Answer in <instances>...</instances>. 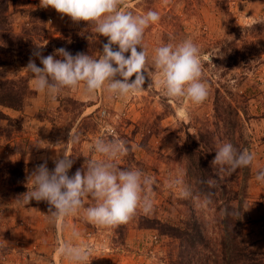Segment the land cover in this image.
<instances>
[{"label":"rangeland","instance_id":"374dc122","mask_svg":"<svg viewBox=\"0 0 264 264\" xmlns=\"http://www.w3.org/2000/svg\"><path fill=\"white\" fill-rule=\"evenodd\" d=\"M8 3L12 31L22 38V42L9 48L0 46V79L26 76L29 83L31 74L26 69L29 60L42 67L40 58L34 55L37 50L42 56L53 55L55 59H62L56 54V49L52 50L51 47L67 39L76 41L86 37L88 33L93 34L91 39L95 42L96 51L87 54L93 58L102 54L107 38L96 34L91 24L74 23L52 8H41L39 0H8ZM226 5L224 14V10L218 11L216 0H130L126 9L134 15H143L149 10L160 14L159 22L146 29L144 34L149 68H153L155 47L175 44L184 39H192L201 48L202 59L203 56H213L210 58L212 64L204 61V80L209 94L202 105L194 106L187 100L173 101L165 97L155 87L157 74L153 68L152 72L145 73V90L137 96L123 99L110 97L107 93L86 96L80 90L66 89L55 102L46 95H43L44 100L41 96L36 101L40 109L24 115L23 119L13 120L11 124L4 119L0 120V124L5 121L3 129L7 133L12 128H17L18 133L23 124L26 127L37 124V121H45L46 126L50 124L48 141L56 142L59 146L58 157L64 155L66 149L72 156L73 165L68 171L69 177L78 169H86L89 160L98 158L91 151L90 145L101 137L115 139L108 132V129H114L116 136L125 140L132 149L128 156L118 161V166L140 169L155 180L154 211L151 215L138 211L137 216L126 224L127 230L122 240L114 229L88 223L81 210L79 214L66 218L62 226V238L54 225L53 238L40 239L39 246L43 247L40 253L34 250L35 242L30 238L29 232L24 230L25 232L19 233L15 242L11 241L0 247V264H68L57 255V249L62 241L69 240L72 229L80 234L79 240L74 243H84L92 248L93 258L90 264H171L170 256L176 254L177 242L158 238L153 230L138 229V218L143 216L171 225H180L193 217L197 221L209 222V237L220 236L221 228L212 220L213 210L202 206L203 200L196 195L183 166L175 162L172 152L177 145L184 143L185 127L188 132L194 133L200 120L212 119V92L214 88L221 86H225L232 94L245 96L247 100L242 105L246 107L250 118L246 121L241 116L242 134L248 141L246 150L254 154V159L245 188L239 233L254 251L264 256V182L256 180L257 172L264 170V0H228ZM28 10H39L44 14V22L40 23L43 29L39 35L28 32L33 24L39 26L38 23L30 22L26 15ZM137 50L140 51L139 48ZM128 55L129 53L125 54L126 57ZM130 79H134V76ZM35 98L36 96L29 98L26 105H30L29 102ZM65 98L83 103V106L74 109L65 104ZM183 113H187V116ZM26 128L38 135L39 139L34 138V142L37 141L36 147H39L38 142L44 139V133H41L43 131L38 125ZM72 130L80 133V141L76 145L68 142ZM132 132L136 133L132 135ZM136 145H140V148H135ZM23 147L18 146L17 150H22ZM27 149L33 152L37 148L29 146ZM9 163L19 162L9 161L5 164L2 172L5 183L6 166ZM178 177L182 178L183 186L192 192L190 198L181 199L178 188L166 187L170 179ZM24 180L20 183L23 188ZM240 182L241 177L238 176L228 186L235 191ZM7 187L11 192L16 189L9 185ZM24 190L25 188L22 191ZM94 203L89 197L85 201V207ZM49 208L50 206L47 207L48 211ZM4 218L7 217L0 198V227ZM26 229L28 231L31 227L26 226ZM67 234L68 238H64ZM12 253L16 254V260L7 262Z\"/></svg>","mask_w":264,"mask_h":264},{"label":"clouds","instance_id":"9594fccd","mask_svg":"<svg viewBox=\"0 0 264 264\" xmlns=\"http://www.w3.org/2000/svg\"><path fill=\"white\" fill-rule=\"evenodd\" d=\"M130 0H39V7L52 8L62 17L74 23L85 22L94 27L96 34L106 37L102 54L97 58L77 53L72 55L64 48L56 54L42 56L37 50L42 67L31 59L26 67L37 92L48 96L53 102L66 89L80 90L86 96L107 93L110 97L131 98L144 92L145 73L155 70V87L169 100H187L194 106L202 105L209 90L204 80V61L212 64L211 55L203 56L201 48L192 39L178 43L161 44L154 48L153 68L148 67V55L144 46L146 29L157 24L160 14L149 10L143 15H134L126 9ZM115 46V48H114ZM140 49L138 51L137 49ZM129 53L126 57L125 54ZM214 66V65H213ZM150 69H152L150 71ZM134 76V79H130ZM187 116V113H183ZM108 132L115 139L97 138L92 145L97 159L87 162L86 169H78L71 177L73 165L71 154L55 160L49 171L47 161L38 165L31 173V190L23 195L24 205L30 201H45L50 206L51 220L63 226L66 218L83 210L84 219L97 227L117 229L137 216L138 211L151 215L154 211L153 185L155 180L140 169L118 166V161L128 156L132 149L127 142L116 136L114 129ZM80 141V133L72 130L71 144ZM135 148L139 149L140 145ZM254 154L248 150H237L230 142L223 143L213 160L219 173L228 176L237 169L249 167ZM256 180L264 182V170L258 171ZM166 187L179 189L181 199H188L192 192L183 186L182 178L170 179ZM95 201L85 207L87 198ZM209 198L202 201L206 207ZM225 209L224 216L231 215ZM80 234L72 229L68 241H62L57 255L68 264H90L92 248L84 243L76 244Z\"/></svg>","mask_w":264,"mask_h":264},{"label":"trees","instance_id":"16d2710c","mask_svg":"<svg viewBox=\"0 0 264 264\" xmlns=\"http://www.w3.org/2000/svg\"><path fill=\"white\" fill-rule=\"evenodd\" d=\"M228 0H216L218 11L226 13ZM33 24L28 32L39 35L43 29L44 14L39 10L26 12ZM226 15V14H225ZM230 17H228V20ZM93 34L70 41L69 39L51 47L52 50L64 48L72 55L94 53L96 45L91 38ZM22 38L12 31V20L9 14L8 0H0V46L9 48L13 44H21ZM2 64L0 63V66ZM224 88V90H223ZM36 92L29 86L26 76L0 79V107L22 112L27 100L35 97ZM212 119H202L194 133L185 127L184 143L177 145L172 152L175 162L183 166L186 177L191 181L196 195L204 200H211L208 208L213 210L212 220L217 222L222 234L216 238L209 237L207 221H197L189 217L180 225L163 223L157 219L143 216L138 218V229L153 230L158 238H168L177 242V252L170 256L171 264H264V256L254 251L251 244L245 242L239 233L240 218L245 199V188L250 176V166L237 169L231 175L219 173L212 163L216 151L223 143L230 142L239 150H245L248 141L242 134L243 117L250 118L246 107L247 100L243 95H235L225 89L216 87L212 92ZM65 104L77 109L83 106L71 98H65ZM61 104V103H60ZM80 114V113H79ZM242 116V117H241ZM12 123L11 118L0 112V120ZM136 132H132L134 135ZM131 155V154H130ZM6 184L16 188L24 180L21 163H9L6 166ZM241 177V182L232 191L228 186L233 180ZM24 188L20 185L12 190L20 192ZM225 209L231 215L224 216ZM127 228L122 225L114 229L120 240L123 239Z\"/></svg>","mask_w":264,"mask_h":264},{"label":"crops","instance_id":"0c3cea01","mask_svg":"<svg viewBox=\"0 0 264 264\" xmlns=\"http://www.w3.org/2000/svg\"><path fill=\"white\" fill-rule=\"evenodd\" d=\"M29 83L31 89L36 92V98L32 99V101L29 102L30 105H26L22 112L0 107V112L5 116H9L12 121L23 119L24 115H30L31 111L40 109V107L37 106L38 104H36V101H39L41 96L44 100V94L35 90L32 78ZM4 122L0 124V198L3 205V212L6 214L7 218H4V223L0 227V247H4L6 243L14 241L16 237H19V233H23L25 232L24 230H26L27 233L29 232L30 238L33 242H35L33 243L35 245L34 250L40 253L43 248L39 246L40 239L44 238L51 240L55 235L53 234L55 231L52 229L54 225L58 228L60 238H62V226L51 220V214L47 209L49 205L46 204L45 201L37 202L32 200L27 205H24L22 197L28 189L31 190V182L29 181V178L35 168L47 161V167L49 171H52L55 167V160L63 156V154L58 157L59 146L56 145V142L48 141L51 125L47 124L46 126L45 121H37V124L35 125L34 123H31L32 125L29 124V126H26L31 128L38 125L39 129L43 131L41 133H44V139L42 138L41 141L38 142L40 143L39 147H36L37 141L34 142V138L39 139L38 135H34L30 130H28L24 126L25 124H23L21 131H18V133H16L17 128H12L13 130L11 129V131L7 133V130L3 129ZM18 125L20 124L18 123ZM22 145L24 146L22 150H17L18 146ZM29 146H33L37 149L30 152V150L27 149ZM67 154L68 149L64 152V155ZM9 161H17L21 163L22 171L25 177L23 183L25 190L22 192H11L5 181H3V168L5 169L4 166ZM42 202H44V205H41ZM26 226H30L31 229L27 231ZM68 236L69 234H67L64 238H68ZM16 257L17 256L14 253L10 254L7 262L12 263V260H16Z\"/></svg>","mask_w":264,"mask_h":264},{"label":"built area","instance_id":"2783aa9c","mask_svg":"<svg viewBox=\"0 0 264 264\" xmlns=\"http://www.w3.org/2000/svg\"><path fill=\"white\" fill-rule=\"evenodd\" d=\"M154 240H157V238H156V237H154Z\"/></svg>","mask_w":264,"mask_h":264}]
</instances>
